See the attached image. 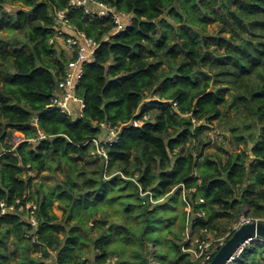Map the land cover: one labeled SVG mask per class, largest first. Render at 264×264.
<instances>
[{
	"label": "trees",
	"instance_id": "obj_1",
	"mask_svg": "<svg viewBox=\"0 0 264 264\" xmlns=\"http://www.w3.org/2000/svg\"><path fill=\"white\" fill-rule=\"evenodd\" d=\"M103 1L132 14V21L121 34L103 40L95 60L85 64L76 89L85 108L74 119L50 106L68 61L50 43L54 10L67 0H0V201L33 200L40 218L34 244L26 236L29 225L14 215L0 216V264H11L18 251L21 264H110L114 256V264H149L151 245L164 263L150 231L165 222L159 206L181 193L180 187L171 191L182 182L196 188L189 196L206 212L198 226L224 233L245 205L248 215L264 216V0ZM16 3L20 7L10 10ZM70 17L98 40L112 26L82 10ZM212 20L221 25L210 33ZM152 93L160 98L145 101ZM169 100L211 122L229 116L227 106L239 109L242 117L227 135L233 144L221 145L225 161L219 152L205 151L211 142L206 126L172 112ZM138 111L151 118L124 126L110 147L108 174L138 173L156 197L169 193L152 208L133 180L120 174L105 178L93 144H84L102 133L101 121L128 123ZM16 131L27 139L15 147ZM40 131L46 137H37ZM47 169L54 176L51 184L34 180ZM56 202L62 218L53 210ZM168 232L170 238H161L170 248V263L195 264L181 250L183 235ZM11 235L16 247L10 252ZM129 242L136 246L126 253ZM260 246L262 241L253 242L237 264H264ZM39 251L42 256H33Z\"/></svg>",
	"mask_w": 264,
	"mask_h": 264
},
{
	"label": "built area",
	"instance_id": "obj_2",
	"mask_svg": "<svg viewBox=\"0 0 264 264\" xmlns=\"http://www.w3.org/2000/svg\"><path fill=\"white\" fill-rule=\"evenodd\" d=\"M76 10H82L86 16L93 19H106L112 25L110 31L106 32L100 40L96 39L94 36L88 35L71 20L70 13ZM132 16V14L118 9L111 2L103 0H67L66 6L55 8V33L51 37L50 43L62 44L65 49V52H63L68 58V61L64 65L63 70L60 71L56 91L52 94L50 99V106L59 108L63 113H66L74 119L83 116L85 102L83 98L78 96L76 89L84 73V66L95 60V52L103 40H108L111 35H118L126 30L127 26L132 21ZM155 98L159 99V94L154 93L149 95L145 101L155 100ZM166 104L172 107V112L176 111L182 117L191 119L195 126H206L205 132L207 138L211 142L215 141L223 145L227 143L226 132L214 125L215 120L211 122L207 117L201 118L197 116L193 110L186 112L181 111L178 100H169ZM150 118V113L146 112L140 115L138 111L136 117L128 123L101 121L100 126L102 128V133L99 136L89 138L84 144H93L94 148L92 150V155L98 157L100 161H103V175L105 178L120 174L124 178L133 180L137 185L140 196L145 198L144 203L155 206L163 202L169 193L160 198L156 197L151 188L145 189L143 187L138 179V173H135L133 176H126L121 171H117L113 175L108 174L110 164L109 150L113 144L121 139L124 126H141ZM32 124L36 125V122H32ZM13 135L15 147L27 139L24 135L20 136L15 133ZM37 137H46V135L43 131H40ZM37 137L35 136L30 140H37ZM30 172L31 171H28V173ZM197 183H201L200 178L197 179ZM176 187L181 188L180 195L184 202L185 210V226L181 240V250L193 257L195 264H208L219 248L232 235V232L242 224L259 221L264 222V216L248 215L246 213L248 206L245 205L236 224L224 233H220L217 228H213L209 225L198 226L197 220L199 218H205L206 212L203 208H196L194 206V202L196 201H193L189 196V192L195 191L196 188H189L186 183L182 182L178 186H175L171 192H173ZM199 201L204 202V198H199ZM38 210L39 205L30 199L15 197L12 201L6 199L0 201V216L8 214L14 215L17 216L19 222L29 225L30 229L27 230L26 236L31 239L34 244L39 243L37 232L40 226V218ZM256 241H262L264 243V238L259 235L245 238L232 253L226 264H237L243 252L249 249L252 243ZM40 253L39 256H42V252ZM116 259L117 256H114L113 258H109L108 262L114 264ZM148 259L149 264H162L155 256L154 246L151 247V253Z\"/></svg>",
	"mask_w": 264,
	"mask_h": 264
},
{
	"label": "rangeland",
	"instance_id": "obj_3",
	"mask_svg": "<svg viewBox=\"0 0 264 264\" xmlns=\"http://www.w3.org/2000/svg\"><path fill=\"white\" fill-rule=\"evenodd\" d=\"M19 7H20V3H16L14 5L10 4L9 9L15 10L16 8H19ZM220 25H221V23L219 20H212L208 25V31L210 33L218 31L220 28ZM209 40H211V42H214L213 39H209ZM56 45H57L58 50L65 52V49L62 46V44L58 43ZM225 108H226V106H224V104H223L222 105L223 111H225ZM227 109L229 110L230 115L226 116L223 121L215 119L214 125L217 128L224 130L227 135L231 136L230 134H234V130L230 129L229 126L234 125V123H239L238 120H239V117H242V114H239L238 113L239 109H236L234 106H232V107L227 106ZM15 134L20 135V136L24 135L20 131H16ZM226 140H227V142L229 141V139H227V138H226ZM11 141L13 143H15L14 135L12 136ZM228 143H230V142H228ZM230 144L232 145L233 141H231ZM221 145L222 144H219V142H215V141L210 142L209 145L206 147L205 151L213 153V154L219 152L221 157L223 156V160L225 161L227 159V155L224 152ZM34 180L35 181L40 180V181L45 182L46 184H51L54 181V176L51 174L50 170L47 169L41 173L36 174ZM149 206L151 208L153 207L151 205H149ZM53 210H54V212H56L58 214L59 218H62L65 216L63 210L59 207L57 202L55 203ZM158 210H159V212L162 213V215L165 219V222L162 224L160 223L158 225L153 226L150 233H151V235H153V237L157 238L156 244H157V249L160 252L159 255L163 254L164 256H166L164 263L160 259L159 260L162 262V264H171L169 259H168V252H169L170 248H169L168 244H166L163 241L161 236L167 235V238H170V234H169L168 230H172L175 233L177 232V233H180L183 235V231H184V226H183L184 202L182 201L181 195L179 193L170 195L169 198L167 199V201H165L164 203H162L159 206ZM115 217L117 218V216H115ZM122 221H124V220H122ZM15 240H16L15 236L11 235L9 237V240H8L9 248L8 249L10 252L15 249L14 247H16V243H14ZM125 246H126L125 249H126V253H127L128 251H130V249L132 247L136 246V244L129 242ZM152 246L153 245H151L150 248ZM259 251L263 252L264 247L260 246ZM39 254H41V253L35 252V253H33V256L39 255ZM14 256H15V258L12 259L11 264H21L22 258L20 257V251L15 253ZM17 257H18V259H17Z\"/></svg>",
	"mask_w": 264,
	"mask_h": 264
},
{
	"label": "water",
	"instance_id": "obj_4",
	"mask_svg": "<svg viewBox=\"0 0 264 264\" xmlns=\"http://www.w3.org/2000/svg\"><path fill=\"white\" fill-rule=\"evenodd\" d=\"M253 235L264 238V222H249L238 227L232 235L219 248L208 264H226L232 253L238 248L241 242Z\"/></svg>",
	"mask_w": 264,
	"mask_h": 264
},
{
	"label": "clouds",
	"instance_id": "obj_5",
	"mask_svg": "<svg viewBox=\"0 0 264 264\" xmlns=\"http://www.w3.org/2000/svg\"><path fill=\"white\" fill-rule=\"evenodd\" d=\"M168 196H169V195H168ZM168 196H167V197H168Z\"/></svg>",
	"mask_w": 264,
	"mask_h": 264
}]
</instances>
